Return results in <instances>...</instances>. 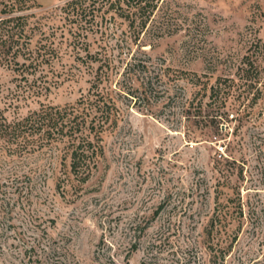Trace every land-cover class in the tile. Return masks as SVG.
Segmentation results:
<instances>
[{
  "label": "rangeland",
  "instance_id": "obj_1",
  "mask_svg": "<svg viewBox=\"0 0 264 264\" xmlns=\"http://www.w3.org/2000/svg\"><path fill=\"white\" fill-rule=\"evenodd\" d=\"M70 1L10 13L28 20L7 28L0 117L97 90L116 123L86 183L63 145L19 154L0 137V264H264V97H230L223 118L211 99L264 43V0H162L140 36L107 0Z\"/></svg>",
  "mask_w": 264,
  "mask_h": 264
},
{
  "label": "trees",
  "instance_id": "obj_2",
  "mask_svg": "<svg viewBox=\"0 0 264 264\" xmlns=\"http://www.w3.org/2000/svg\"><path fill=\"white\" fill-rule=\"evenodd\" d=\"M9 1L10 3H7L1 12L3 17L0 19V64L11 62L9 56L19 54L18 49L14 54L11 53L13 44L17 42H13L15 35L14 33L10 35L8 26L13 24L12 28L23 30L28 20L27 15L12 16L10 13H22L29 10L36 0ZM78 1L80 0L67 2V5L72 6ZM107 1L110 3V8H117V12L129 22L130 27L135 28L138 35L148 33L150 27L153 31L161 29L157 25L152 26V23L162 0ZM104 2L105 0L101 1V3ZM250 50L251 52L243 57L237 69V78L227 75L219 76L215 85L211 87V99L218 109L215 118L228 116L225 111L221 113V108L225 107L226 102L232 96L237 95L238 99L246 98L255 90L250 100L251 103H257L264 97V43L257 39L255 46L253 45ZM94 86L96 87V84ZM114 106L115 103L104 94L97 90L92 93L90 90L89 96H82L73 105L61 107L42 104L38 110L15 121H9L1 116L0 137L10 143V148L14 153L19 154L42 151L53 145H63V165L67 161L70 173L80 183H86L93 169L97 167L99 158L104 154L102 138L105 128L108 124L116 123L112 112ZM239 214H242V209ZM225 222V217L221 213H217L210 219L207 237L209 239L211 237L213 243L209 245V248L214 249V246L219 244L214 243L213 238L225 228Z\"/></svg>",
  "mask_w": 264,
  "mask_h": 264
}]
</instances>
